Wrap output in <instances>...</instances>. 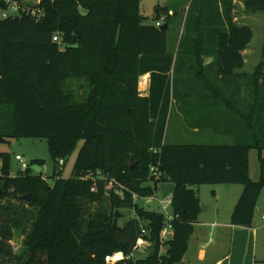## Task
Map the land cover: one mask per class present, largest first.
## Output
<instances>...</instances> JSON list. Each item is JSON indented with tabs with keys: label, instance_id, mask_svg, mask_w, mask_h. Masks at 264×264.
Listing matches in <instances>:
<instances>
[{
	"label": "trees",
	"instance_id": "trees-1",
	"mask_svg": "<svg viewBox=\"0 0 264 264\" xmlns=\"http://www.w3.org/2000/svg\"><path fill=\"white\" fill-rule=\"evenodd\" d=\"M243 3L249 12H264V0ZM6 7L0 0V120L6 122L0 138H45L54 169L45 178L35 171L43 160H34L13 175L10 154L0 152V264H105L109 253H132L142 229L147 255L115 264H176L199 221L203 184L243 185L231 224H253L264 187V72L260 64L239 73L253 30L233 21V0L196 3L176 52L168 48L169 25L157 24L176 15L170 7L157 6L152 23L141 0H42L40 16L3 18ZM147 73L150 91L142 95L139 79ZM175 103L193 125L221 132L231 128L224 122L239 124L234 142L168 143ZM79 141L73 174L65 178L59 162ZM251 149L259 151L257 181L250 177ZM156 164L158 177L150 170ZM166 182L176 185L172 238L164 237L165 215L138 203ZM26 194L30 201L22 199ZM123 209L134 215L117 229ZM16 230L25 236L20 252L11 244Z\"/></svg>",
	"mask_w": 264,
	"mask_h": 264
},
{
	"label": "rangeland",
	"instance_id": "rangeland-1",
	"mask_svg": "<svg viewBox=\"0 0 264 264\" xmlns=\"http://www.w3.org/2000/svg\"><path fill=\"white\" fill-rule=\"evenodd\" d=\"M25 2V0H22ZM193 0H141V12L147 17L146 22H154V14L156 5L159 8L170 7L176 15L171 17L167 22L163 17L159 23L166 24L167 28V41L169 50L177 51L180 39L184 30L186 19L189 12L195 9L196 3H201L202 0H196L193 5ZM233 21L239 25H248L253 30V39L249 44L246 57L247 64L241 69L242 71L254 72L258 65L262 64V70L264 72V12H249L245 9L243 0H233ZM28 3V2H26ZM34 5V3H31ZM192 7V8H191ZM191 8V10H190ZM162 10V9H161ZM171 14V13H170ZM158 24V23H157ZM140 88L145 85V80L141 81ZM76 90L80 93V88L75 86ZM192 121L189 113L184 109L181 103H175L171 109L170 117L168 120L166 130V141L168 143L175 144H188V143H233V137L220 135L212 131H204L202 134H194L191 130ZM6 127V122L0 120V128ZM8 129V128H5ZM83 141H79L73 154L61 165L62 176L69 178L73 174L74 163L78 154V151ZM8 152L10 154V171L13 175H18L21 172V164L16 160V155L20 154L24 157L25 161L31 163L34 160H43V168L41 170L42 176L48 178L53 173L54 160L49 151L48 141L45 138L35 137H18V138H0V152ZM261 174L259 151L257 149H251L250 151V177L253 180H259ZM227 186L243 187L241 184H203L197 187L199 197L202 199L201 204L213 203V207L217 203L216 192L221 194L219 205L222 208V215L226 210L230 208V198L226 190ZM111 190V184L106 185V192ZM164 200L162 204L160 201ZM259 210L258 217L264 215V187L261 190L259 197ZM139 205L146 209L163 211L166 214L172 215V206L162 196V192L158 190L156 192V199L150 200L148 203L147 198L142 197L138 199ZM163 205L166 209H163ZM123 216L118 219V224H123L128 218L131 217L133 211L130 209H123ZM213 212V211H211ZM25 236L20 230L14 232V237L11 240L13 250L20 252L23 248ZM145 256L143 249L135 252V258H141Z\"/></svg>",
	"mask_w": 264,
	"mask_h": 264
},
{
	"label": "crops",
	"instance_id": "crops-1",
	"mask_svg": "<svg viewBox=\"0 0 264 264\" xmlns=\"http://www.w3.org/2000/svg\"><path fill=\"white\" fill-rule=\"evenodd\" d=\"M170 13L173 14L174 11L171 9ZM248 47L243 51L245 64L248 62L246 57ZM212 60V57H207L205 59V64H209ZM244 72L249 74L252 73L242 71L241 69L239 70V73ZM142 80H145V85L141 89L140 83ZM150 80V73L144 74L140 77L139 89L142 95L149 94ZM233 92V90L226 91L229 95ZM205 93L210 92L206 91ZM247 95L248 92L243 90L241 96L244 98ZM241 102L244 104V99L241 100ZM206 109L210 110L207 106ZM197 111H199V109H192L193 113ZM223 124L224 126L229 125L231 128L228 129V131H225V127L223 126V131L218 132L209 126L202 127L201 125L192 124L191 130L197 135L205 133L204 131L207 130L212 131L215 134L218 133L230 137H233L235 133H238L240 127L239 124H236L235 127L234 122L233 124H230L229 122H224ZM38 167V165H35V168ZM40 168L42 170L43 167ZM226 190L231 201L230 208L222 215V208L219 205V200L222 196L218 192H216L218 200L214 207L212 202L209 204L204 203L206 205L205 210L201 211L199 215V221L195 225V230L190 238L188 249L183 259L176 264H264V219L263 215L261 217H258L257 215L260 200L258 199L255 218L251 226L233 225L231 224V214L243 191V187L238 188L227 186ZM200 201L201 203L203 202L201 198ZM133 215L134 214L131 216ZM170 233H172L170 230L167 231V235ZM143 250L145 251L146 256L148 250ZM162 250L164 251V248Z\"/></svg>",
	"mask_w": 264,
	"mask_h": 264
},
{
	"label": "built area",
	"instance_id": "built-area-1",
	"mask_svg": "<svg viewBox=\"0 0 264 264\" xmlns=\"http://www.w3.org/2000/svg\"><path fill=\"white\" fill-rule=\"evenodd\" d=\"M28 2V3H26ZM7 3V7L1 12V16L3 18L6 17H10V16H16V15H20L21 13H28L31 14L32 16H40L44 13V10L41 8V3L42 0H25V2L23 1H15V0H6ZM31 3H34V5H31ZM158 25H160V23H158ZM54 40L58 41V36H54ZM16 160H18L21 164V171H25L30 163L25 161L24 157L20 154L16 155ZM59 164L63 165L64 161L63 159L60 160ZM151 170V174L154 175L155 177H158L160 175V171H159V164L156 165H152L150 167ZM92 176V173L89 174L87 177ZM113 180L110 182V184H112ZM161 186V184H160ZM159 186V190L162 192L161 188ZM93 190H95V188L93 187ZM172 196L173 195H168L166 197H163L167 200L168 203H172ZM134 198L138 199L139 197L134 194ZM147 198L148 203L150 202V200L152 199H156V193L151 195V196H147L145 197ZM162 204L164 203V200L160 201ZM163 209H166V206L163 205ZM162 212L165 217H166V226H165V231H164V237L166 238L167 235V231H171L172 229V219L174 217V214L172 212V215L166 214L163 211ZM263 219H264V215H263ZM146 230L142 229L141 234L138 236L136 243L133 247V251L130 254H125L123 251H116V252H112L109 253L107 255H105V264H115L117 262L123 261V260H128L131 258H135V252L137 250L140 249H146L147 246L150 245L149 241L144 237V235L146 234Z\"/></svg>",
	"mask_w": 264,
	"mask_h": 264
},
{
	"label": "water",
	"instance_id": "water-1",
	"mask_svg": "<svg viewBox=\"0 0 264 264\" xmlns=\"http://www.w3.org/2000/svg\"><path fill=\"white\" fill-rule=\"evenodd\" d=\"M167 25L164 24L162 26H160V29H164ZM72 47H77V44L72 45ZM35 171L37 172H41V168L40 166L38 168H35ZM161 190H162V196L166 197L168 195H173L175 190H176V185L173 182H166V183H162L160 186ZM33 195L32 194H26L22 196V199L30 201L32 199ZM205 204H201V211L205 210ZM117 215L119 216L120 213L117 212ZM113 226L117 229H119V224H118V218H115ZM173 234L170 233L168 235L169 238H172Z\"/></svg>",
	"mask_w": 264,
	"mask_h": 264
}]
</instances>
